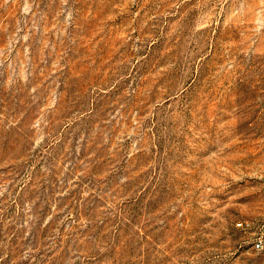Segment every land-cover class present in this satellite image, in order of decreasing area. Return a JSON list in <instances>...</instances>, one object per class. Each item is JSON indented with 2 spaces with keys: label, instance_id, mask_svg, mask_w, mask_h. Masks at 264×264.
Instances as JSON below:
<instances>
[{
  "label": "rangeland",
  "instance_id": "374dc122",
  "mask_svg": "<svg viewBox=\"0 0 264 264\" xmlns=\"http://www.w3.org/2000/svg\"><path fill=\"white\" fill-rule=\"evenodd\" d=\"M264 0H0V264H264Z\"/></svg>",
  "mask_w": 264,
  "mask_h": 264
},
{
  "label": "built area",
  "instance_id": "2783aa9c",
  "mask_svg": "<svg viewBox=\"0 0 264 264\" xmlns=\"http://www.w3.org/2000/svg\"><path fill=\"white\" fill-rule=\"evenodd\" d=\"M239 225L250 233L248 242L251 244L252 248L255 251L264 253V220L257 226L252 221H245Z\"/></svg>",
  "mask_w": 264,
  "mask_h": 264
}]
</instances>
